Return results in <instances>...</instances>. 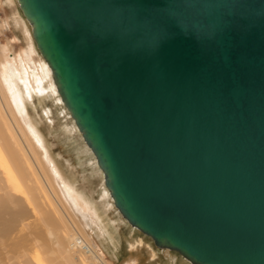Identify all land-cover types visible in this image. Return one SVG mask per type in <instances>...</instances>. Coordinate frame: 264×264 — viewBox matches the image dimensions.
Wrapping results in <instances>:
<instances>
[{
	"label": "water",
	"instance_id": "95a60500",
	"mask_svg": "<svg viewBox=\"0 0 264 264\" xmlns=\"http://www.w3.org/2000/svg\"><path fill=\"white\" fill-rule=\"evenodd\" d=\"M17 2L123 220L264 264V0Z\"/></svg>",
	"mask_w": 264,
	"mask_h": 264
},
{
	"label": "bare ground",
	"instance_id": "6f19581e",
	"mask_svg": "<svg viewBox=\"0 0 264 264\" xmlns=\"http://www.w3.org/2000/svg\"><path fill=\"white\" fill-rule=\"evenodd\" d=\"M16 3L27 22L26 32L32 44L18 51L0 46V208H10L6 216L13 223L16 218L31 217V225L36 230L33 231L34 238L29 240L34 248V258L29 253L19 252L17 264H106L104 242L112 241L113 246L118 243L110 233L109 218L101 214L94 202L76 192L73 186L77 180L75 171L67 170L53 155L49 139L33 121V117L37 120V114L44 124L51 125L54 113L62 118L65 115L74 126H68L63 120L64 125L59 129L61 134L81 137L60 99L51 70L37 49L31 26L17 0ZM78 152L90 157L92 171L102 180L101 193L113 205L90 150L85 146ZM101 216L107 219L105 223ZM8 231L10 235L14 232L11 225L0 227L4 238L9 236ZM68 236L71 237L68 242H73L69 248L63 243ZM130 257L125 264H137L138 257Z\"/></svg>",
	"mask_w": 264,
	"mask_h": 264
},
{
	"label": "rangeland",
	"instance_id": "374dc122",
	"mask_svg": "<svg viewBox=\"0 0 264 264\" xmlns=\"http://www.w3.org/2000/svg\"><path fill=\"white\" fill-rule=\"evenodd\" d=\"M4 1L5 3H3ZM21 15L16 0L9 3L8 0L0 1V46L2 48L9 49V47H11L13 51H18L27 49L31 46L30 37L26 32L28 31V25ZM35 116H37L39 122H37L32 115L33 121L36 122L47 140L49 139L48 143L53 155L62 161V164L67 170L70 171L72 169L75 171L74 173H76L77 180L73 182V186L76 192L86 197L89 201L94 202L101 214L106 215L109 218L108 220H110L108 221L110 228H108L113 237L118 240V243L115 242L113 246L112 241L109 244L104 242L106 249L104 246L103 248L107 256L106 260L108 261L106 264H125L126 261L131 259L130 255L134 257L132 259L138 257L136 260L137 264H189V262L181 258L176 252H163L155 248L153 242L148 237L130 227L122 217H120L113 205L110 204L111 202L108 197L101 193L103 187L102 180L99 175L92 171V166L89 163L90 157L81 156L83 154L78 152L79 149L85 147L83 146L84 143L81 137L76 134H74V136H63V134H61L59 129L62 124L64 125L63 120H66L68 126H74L67 116L64 115L62 118L56 116L54 113L51 116V121L53 122L51 125L44 124L37 114H35ZM77 153H79L80 156L77 155ZM9 209L8 206L6 208H0V227L3 228L11 225V230L14 229L11 235L8 231L9 236H5V238L0 232V264H17V256L19 252L22 251L31 254L32 258H34L33 255H35L32 254L34 251L33 245L29 243V240L34 234L33 231L36 232L31 225V217L26 218L23 216L22 218H16L13 223L6 216L10 213ZM101 217L105 223L107 219H105V216ZM94 229L99 230L97 227H94ZM37 232L39 233L40 231L38 230ZM13 237H16V239ZM68 238L71 240L69 236L63 240L64 246L67 248L72 246L73 243H69ZM149 245L150 248L148 247ZM160 257H162V259ZM75 259L76 262L79 263L78 258L75 257ZM87 260L90 261L89 259Z\"/></svg>",
	"mask_w": 264,
	"mask_h": 264
}]
</instances>
